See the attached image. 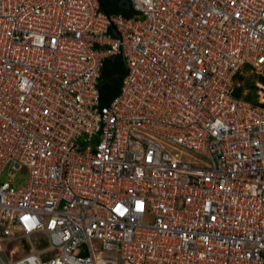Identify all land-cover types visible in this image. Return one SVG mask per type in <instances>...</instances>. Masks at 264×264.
<instances>
[{
	"label": "built area",
	"instance_id": "1",
	"mask_svg": "<svg viewBox=\"0 0 264 264\" xmlns=\"http://www.w3.org/2000/svg\"><path fill=\"white\" fill-rule=\"evenodd\" d=\"M126 1L0 0V264H264V0Z\"/></svg>",
	"mask_w": 264,
	"mask_h": 264
},
{
	"label": "trees",
	"instance_id": "2",
	"mask_svg": "<svg viewBox=\"0 0 264 264\" xmlns=\"http://www.w3.org/2000/svg\"><path fill=\"white\" fill-rule=\"evenodd\" d=\"M108 12L111 15H119L123 18H130L134 15V12L125 7V4L120 0H102ZM125 74L124 62L121 56H114L107 58L104 62L101 70L100 80L105 82L100 89V99L102 103L108 102L113 96H115L120 88L121 79ZM243 79V77H240ZM256 82L261 83L264 86V78L256 76ZM256 82L247 81L243 84V87L236 89L233 93L236 97H242L247 102L256 106L264 108V102H262L257 95Z\"/></svg>",
	"mask_w": 264,
	"mask_h": 264
},
{
	"label": "rangeland",
	"instance_id": "3",
	"mask_svg": "<svg viewBox=\"0 0 264 264\" xmlns=\"http://www.w3.org/2000/svg\"><path fill=\"white\" fill-rule=\"evenodd\" d=\"M256 76L257 74L251 71H247L243 77V83L247 82V81H253L256 82ZM258 88V87H257ZM263 92L258 88L257 90V95L259 96V98L262 97ZM4 176V175H3ZM2 179H4V177H2ZM25 182V177L23 175H18V177L15 180V185L19 186L21 184H23Z\"/></svg>",
	"mask_w": 264,
	"mask_h": 264
},
{
	"label": "water",
	"instance_id": "4",
	"mask_svg": "<svg viewBox=\"0 0 264 264\" xmlns=\"http://www.w3.org/2000/svg\"><path fill=\"white\" fill-rule=\"evenodd\" d=\"M120 1H121V3H123V4L127 3L126 0H120ZM98 2H99V4H100V7H101L102 11H103L105 14L110 15V13L108 12L107 8L105 7L103 1H102V0H98ZM104 82H105L104 80H100V82H99V84H98V89H99V90L101 89V86L103 85Z\"/></svg>",
	"mask_w": 264,
	"mask_h": 264
},
{
	"label": "snow or ice",
	"instance_id": "5",
	"mask_svg": "<svg viewBox=\"0 0 264 264\" xmlns=\"http://www.w3.org/2000/svg\"><path fill=\"white\" fill-rule=\"evenodd\" d=\"M116 211H121L120 206H117Z\"/></svg>",
	"mask_w": 264,
	"mask_h": 264
}]
</instances>
